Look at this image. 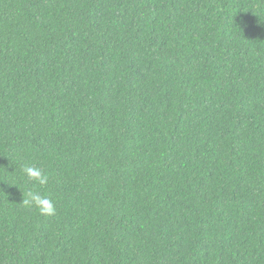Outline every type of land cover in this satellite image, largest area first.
I'll use <instances>...</instances> for the list:
<instances>
[{
    "label": "trees",
    "instance_id": "obj_1",
    "mask_svg": "<svg viewBox=\"0 0 264 264\" xmlns=\"http://www.w3.org/2000/svg\"><path fill=\"white\" fill-rule=\"evenodd\" d=\"M0 264H264V0H0Z\"/></svg>",
    "mask_w": 264,
    "mask_h": 264
},
{
    "label": "clouds",
    "instance_id": "obj_2",
    "mask_svg": "<svg viewBox=\"0 0 264 264\" xmlns=\"http://www.w3.org/2000/svg\"><path fill=\"white\" fill-rule=\"evenodd\" d=\"M24 174L30 181H34L40 186H46L49 182V176L40 167L26 166ZM22 203L29 207L35 206L41 216L51 217L56 214L53 201L48 196L41 195L38 191L29 190Z\"/></svg>",
    "mask_w": 264,
    "mask_h": 264
}]
</instances>
